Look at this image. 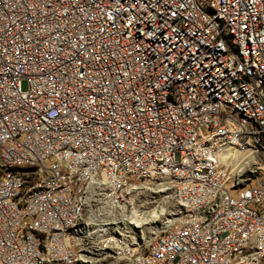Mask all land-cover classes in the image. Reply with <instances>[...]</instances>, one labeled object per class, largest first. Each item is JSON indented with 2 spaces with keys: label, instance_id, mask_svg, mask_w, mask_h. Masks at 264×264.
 Instances as JSON below:
<instances>
[{
  "label": "built area",
  "instance_id": "built-area-1",
  "mask_svg": "<svg viewBox=\"0 0 264 264\" xmlns=\"http://www.w3.org/2000/svg\"><path fill=\"white\" fill-rule=\"evenodd\" d=\"M0 264H264V0H0Z\"/></svg>",
  "mask_w": 264,
  "mask_h": 264
},
{
  "label": "rangeland",
  "instance_id": "rangeland-1",
  "mask_svg": "<svg viewBox=\"0 0 264 264\" xmlns=\"http://www.w3.org/2000/svg\"><path fill=\"white\" fill-rule=\"evenodd\" d=\"M21 88H26L25 83L21 84ZM156 190L142 193L141 190H138L132 197L134 201L130 205L134 218L133 221L131 220L132 224L126 223L125 220L123 222V219L122 224L121 218L117 222L118 227L121 230L124 228V231L128 233L126 235L133 237L135 240H151L158 230L171 221L172 214L178 208V204L174 201L172 193L163 191L165 188L161 191ZM232 195L234 196L233 192ZM142 207H145V209Z\"/></svg>",
  "mask_w": 264,
  "mask_h": 264
},
{
  "label": "bare ground",
  "instance_id": "bare-ground-1",
  "mask_svg": "<svg viewBox=\"0 0 264 264\" xmlns=\"http://www.w3.org/2000/svg\"><path fill=\"white\" fill-rule=\"evenodd\" d=\"M242 157H243L242 154L229 155V154L226 153V154L221 155V160L227 166H230L232 168H235L236 167V163H237V160L236 159L237 158L239 159V158H242ZM156 188H158L157 190H159V191H161V190L164 189V187L162 185L154 186V185H151V184H148V183H144V184H142V185H140L138 187V190H141V193L142 192H148V191L153 192L154 190H156ZM138 190H137V192H138ZM132 197L133 196H129V199L127 201V204L122 208V211H124L125 214L122 212V215L120 217L121 218V222H122V219H123V222L125 220L126 223L132 224V221L134 220V218H133V211L130 210L131 209L130 205L134 201V198H132ZM143 205H144V203H143ZM142 208L145 209V207H142ZM137 209H139V208H137ZM123 222H122V224H123Z\"/></svg>",
  "mask_w": 264,
  "mask_h": 264
}]
</instances>
